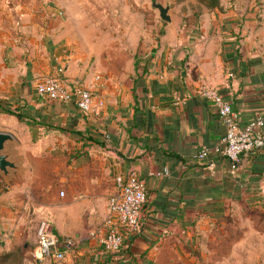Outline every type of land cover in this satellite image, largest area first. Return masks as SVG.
<instances>
[{"label": "crops", "instance_id": "crops-1", "mask_svg": "<svg viewBox=\"0 0 264 264\" xmlns=\"http://www.w3.org/2000/svg\"><path fill=\"white\" fill-rule=\"evenodd\" d=\"M235 20L237 16L222 19ZM235 32L222 28L211 35L207 30L166 35L154 49L135 53L136 64L133 56L124 71L97 74L98 81L73 57L56 52L49 63L32 50L30 72L9 69L15 75L0 79V131L20 142V135L27 137L31 129L28 123H36L31 133L49 132L52 126L59 133V140L51 142L54 171L47 172L43 163L50 143L40 140L43 135L33 142L30 135L25 144L32 156L24 153L23 174L4 187L9 193L47 196L42 176L54 174L63 196L53 232L75 243L62 264L223 260L218 254L222 245L234 239L225 233L228 223L217 217L238 198L264 191V147L236 162L225 158L220 151L225 126L201 94L204 87L214 88L231 104L242 127L264 117V54L241 46ZM39 75L86 87L98 114L38 96L34 88ZM11 111L21 113L22 121ZM203 148L209 155L198 159ZM130 170L144 180L146 202L137 228L124 234L128 252L117 258L101 246L102 223L108 197L115 192V176Z\"/></svg>", "mask_w": 264, "mask_h": 264}, {"label": "rangeland", "instance_id": "rangeland-1", "mask_svg": "<svg viewBox=\"0 0 264 264\" xmlns=\"http://www.w3.org/2000/svg\"><path fill=\"white\" fill-rule=\"evenodd\" d=\"M153 1L170 6V22L159 18ZM232 16L238 20L222 21ZM222 28L236 31L235 40L249 51L264 54V0H0V79L15 75L9 69L30 72L32 50L40 58L46 56L49 63L57 53L73 57L91 77L117 74L133 56L135 64L139 61L135 53L154 49L166 35H196L202 30L211 35ZM34 125L28 123L31 129ZM52 127L45 133L30 129L25 136L28 140L31 135L35 142L43 135L40 140L50 143L43 153L47 172L55 168L51 142L60 138ZM20 137L23 140L18 139L13 147L16 155L32 156L26 151L24 135ZM42 177L47 196L2 189L0 198L9 205L0 208V264H38L33 249L40 222H48L55 231L53 222L62 196L54 185V174ZM217 218L228 223L225 233L234 240L229 238L222 245L223 252L218 254L223 260L208 264H264V191L238 198Z\"/></svg>", "mask_w": 264, "mask_h": 264}, {"label": "built area", "instance_id": "built-area-1", "mask_svg": "<svg viewBox=\"0 0 264 264\" xmlns=\"http://www.w3.org/2000/svg\"><path fill=\"white\" fill-rule=\"evenodd\" d=\"M61 72V69L58 70ZM99 76L95 77L98 81ZM35 93L48 100L72 103L85 114H98L93 94L76 81L63 80L59 76H44L35 85ZM201 94L215 107L218 118L225 126L220 151L231 162L241 155L264 147V117H258L245 126H240L238 116L231 104L211 87H204ZM209 149L197 153L198 159H205ZM115 192L108 197L107 214L102 223L101 246L107 253L117 252L123 245L124 233L135 230L139 225L140 213L146 202L144 180L130 170L114 179ZM63 196V192H59ZM75 246L71 238H59L48 222H40L36 230L34 259L38 264H62L67 252Z\"/></svg>", "mask_w": 264, "mask_h": 264}, {"label": "water", "instance_id": "water-1", "mask_svg": "<svg viewBox=\"0 0 264 264\" xmlns=\"http://www.w3.org/2000/svg\"><path fill=\"white\" fill-rule=\"evenodd\" d=\"M151 5L157 10L160 19L170 22L169 5L163 6L161 3L155 1ZM17 144L18 141L12 133L0 131V183H2L0 184V194L4 185L9 184L16 174H23V168L20 166L22 158L17 156L13 149ZM8 205L5 199L0 198V208L7 207Z\"/></svg>", "mask_w": 264, "mask_h": 264}, {"label": "trees", "instance_id": "trees-1", "mask_svg": "<svg viewBox=\"0 0 264 264\" xmlns=\"http://www.w3.org/2000/svg\"><path fill=\"white\" fill-rule=\"evenodd\" d=\"M16 117L18 118V120H22V116L21 114L20 115H16ZM128 252V249L124 248V246L122 245V247L117 251L115 252L113 255L114 256H117V258L121 257L124 253H127ZM122 258V257H121Z\"/></svg>", "mask_w": 264, "mask_h": 264}]
</instances>
